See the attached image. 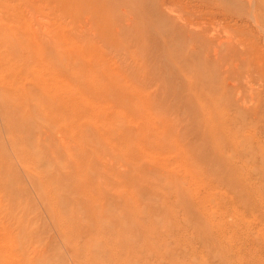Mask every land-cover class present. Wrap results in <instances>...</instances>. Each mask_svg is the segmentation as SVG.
Segmentation results:
<instances>
[{
  "label": "rangeland",
  "instance_id": "1",
  "mask_svg": "<svg viewBox=\"0 0 264 264\" xmlns=\"http://www.w3.org/2000/svg\"><path fill=\"white\" fill-rule=\"evenodd\" d=\"M263 23L264 0H0L15 264H264Z\"/></svg>",
  "mask_w": 264,
  "mask_h": 264
},
{
  "label": "bare ground",
  "instance_id": "2",
  "mask_svg": "<svg viewBox=\"0 0 264 264\" xmlns=\"http://www.w3.org/2000/svg\"><path fill=\"white\" fill-rule=\"evenodd\" d=\"M251 14V13H250ZM249 14V15H250ZM253 16H255L254 14H252ZM257 16V15H256ZM250 17V16H249ZM259 17V16H258ZM86 19V18H85ZM262 19V18H261ZM260 19V20H261ZM253 21V20H252ZM193 22H196V21H193ZM192 22V23H193ZM254 22H256L255 21V18H254ZM263 22V20L261 21V23ZM191 24V23H190ZM194 24V23H193ZM264 24V23H263ZM197 25H198V23H197ZM258 25V24H257ZM256 25V26H257ZM260 25H262V24H260ZM193 26V25H192ZM187 27H189L188 25H187ZM197 27V26H196ZM195 27V28H196ZM261 27V26H260ZM201 28H203V27H201ZM261 29H262V27H261ZM199 30V29H198ZM198 30H197V32H198ZM200 31V30H199ZM206 31V30H205ZM222 37H224V36H222ZM233 37V36H232ZM216 39V38H215ZM222 39V38H221ZM215 42V41H214ZM215 44H216V42H215ZM231 44V43H230ZM230 44H227L228 46L227 47H229V45ZM225 46V45H224ZM209 47V46H208ZM234 49V48H233ZM232 49V50H233ZM228 52H230V50L228 51ZM233 52H234V50H233ZM237 53H235L234 55H236ZM232 56V55H231ZM247 56V55H246ZM238 57V56H237ZM223 61H224V59H223ZM223 61L221 62V63H223ZM220 62V61H219ZM248 64V63H247ZM226 65V64H225ZM233 69V68H232ZM238 73V72H237ZM249 73V72H248ZM234 74V73H233ZM232 77H234V76H232ZM230 83V82H229ZM238 86V85H237ZM237 88V87H236ZM254 96V95H253ZM240 97V96H239ZM254 98V97H253ZM11 244V242L10 241H8V236H7V234L6 233H4V232H2L1 234H0V258H1V263L2 264H15V260H16V258H15V253H13L12 252V246L10 245ZM22 257V256H21ZM24 261V260H23ZM22 259H20L19 258V261H17V264H22Z\"/></svg>",
  "mask_w": 264,
  "mask_h": 264
}]
</instances>
